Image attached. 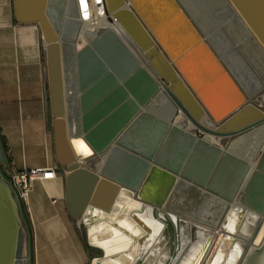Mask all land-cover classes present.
Returning a JSON list of instances; mask_svg holds the SVG:
<instances>
[{
  "label": "water",
  "instance_id": "1",
  "mask_svg": "<svg viewBox=\"0 0 264 264\" xmlns=\"http://www.w3.org/2000/svg\"><path fill=\"white\" fill-rule=\"evenodd\" d=\"M139 1L103 0L109 14L108 20L158 82L163 83V88L194 130L211 133L219 139L227 138V146L237 134L264 122V107L252 100H243L236 90L231 96L228 93L225 95L227 104H223L217 116L208 115L209 110L197 88L156 35L155 24H166L170 17L159 16L155 12L150 14L152 11L149 7L145 10L139 8ZM228 1L264 48V0ZM12 2L14 18L19 22L37 23L45 43L54 158L65 171L64 201L67 209L83 227L86 244L99 251L90 258L89 264H208L217 251L225 256L230 244L238 239L237 234H230L233 238L225 236L224 231L215 225L188 218L169 208L171 202L179 198L185 181L216 194L225 204L236 197L238 203L232 206V210L238 217L237 226L248 212L255 213L250 234L239 241L241 251L235 264H264V188L260 189L264 183V151L251 168L246 159L232 151L209 143L204 136L199 137L189 129L180 128L152 114L146 108L152 92L150 85L140 94L138 89L131 94L124 87L130 80L136 84L141 69L125 47L121 49L123 55L118 59L122 67L120 71L117 70L119 77L125 74L124 78H117L103 65L106 71L88 87L84 88L80 78L77 84L70 85L65 74L64 45L70 43L76 51V76L79 77L83 68L81 53L96 46L102 34L109 30L100 27L90 33L79 31L74 0ZM186 31L193 33L196 39L200 38L189 22L177 29L175 34ZM112 41L116 45V39ZM118 46L111 47L115 51L120 50V44ZM99 51L106 57L104 52ZM108 62L113 69L118 64L109 59ZM108 86H112L110 90L89 107L86 106L85 100L91 90L97 89L98 95ZM228 87L231 88L230 83ZM117 90H123L125 98L113 110L121 105L126 106V102L130 104L122 108L117 119L102 135H98L94 133L95 128L106 120L108 114L93 125H90L88 115L104 101H110L109 105H112L111 94ZM71 98H76L75 108H72ZM140 117L153 124L158 131L159 138L152 156L133 152L121 143L124 134ZM206 119L215 122L214 128L203 124ZM169 138L174 141L179 139L184 148L189 149L191 162L194 165L197 163L196 168H202L203 175L192 178L194 172L191 169L178 170V165L156 158ZM74 141L81 142L79 150ZM114 150L123 152L130 161L127 170L121 169L112 175V168L107 164ZM104 152H107L105 170L86 164ZM231 165H235V170L230 182L225 192H218V184L213 176L218 174L217 170ZM9 169L0 136V264H32L30 225L15 187L9 182ZM256 193H261L262 198L256 200ZM146 214L161 226L159 231L154 233L149 230L144 221ZM122 222L128 224L131 231ZM116 237L124 238L125 243L129 242L128 246L110 251ZM193 249L198 250L194 255Z\"/></svg>",
  "mask_w": 264,
  "mask_h": 264
},
{
  "label": "bare ground",
  "instance_id": "2",
  "mask_svg": "<svg viewBox=\"0 0 264 264\" xmlns=\"http://www.w3.org/2000/svg\"><path fill=\"white\" fill-rule=\"evenodd\" d=\"M82 1L74 0L79 31H88L90 33L91 31H96L98 27L109 30L106 33L111 38L108 46H105L107 48L104 50L112 48V45L117 48L120 44V50L118 48L113 51L117 54V58L120 59V56L123 55V48H127L138 61V66L141 68L135 84L139 90L138 93H142L148 85L152 87L146 108L149 110L154 102L162 104L161 111L152 114L180 128L192 129L193 125L183 116L182 111L171 99L162 84L158 82L138 55L130 48L113 23L108 20V17L91 19L85 15L86 11L84 10V18H82L80 13ZM138 5L143 10L149 7L152 11L150 14L155 12L156 15L170 17L166 24L161 25V22L157 23V25L155 24L156 35L160 42L170 50L173 60L177 61L181 71L189 77L197 88L209 110L207 112L208 115L217 116L222 111L223 104H227L226 99L228 98L225 95L228 93L231 96L230 94L233 93V90H236L243 97V100H252L256 103L264 104V93H262L264 91V48L261 47L228 0H140ZM187 21L193 26L200 38L196 39L193 33L189 31L184 34H175L177 29L188 23ZM113 33L115 38H113ZM112 39H116V45H114L115 43H113ZM63 51L69 65L67 66L69 84H77L79 78L83 81L84 69L80 70L79 77L76 76L75 49L68 43L64 45ZM90 52L97 67H101V70L103 65L109 68L97 51L90 48ZM82 54L80 60L82 66L84 64L86 68L92 62L87 57L83 59ZM103 71L105 72L106 70ZM147 77L151 81H148L149 78ZM97 79H94L93 82ZM229 83L231 88L228 87ZM212 85L214 86L212 87ZM76 102V98L70 99L72 108H75ZM203 124L209 128H214L215 126V122L212 119H206ZM203 135L204 139L209 143L212 142L213 144L219 141V137L211 133L203 132ZM74 144L78 150L82 146L81 142L74 141ZM78 145H81L80 148H78ZM221 147L232 151L240 158L246 159L252 168L255 165L254 156L256 152L264 149V122L237 134L228 142L227 146ZM100 155L101 158L95 165L97 168L105 170L107 152ZM183 185L186 188L183 191L189 190L190 196L192 195L199 199L200 197H207L215 202L211 207V214L202 223L215 225L219 230L224 231L223 234L225 236H231L232 238L234 236L230 234H237L238 236V239L236 238L230 244L225 256L224 253L217 251L208 264H235L241 251L239 241L250 234L255 220V213L248 212L241 219L239 226H237L238 217L232 210V206L238 203L236 197H233L231 201L225 204L216 195L189 182L185 181ZM169 208L179 213L181 211L178 205L170 204ZM144 221L151 232L155 233L161 228L147 214L144 215ZM122 224L131 231L128 224L124 222ZM94 238H97L95 233ZM113 240L114 245L110 251L121 250L123 247L128 246L129 243H125L124 238L119 237L113 238ZM105 249L107 250L108 248ZM197 251V249H193L192 255L196 254ZM181 264H188V262H182Z\"/></svg>",
  "mask_w": 264,
  "mask_h": 264
},
{
  "label": "crops",
  "instance_id": "3",
  "mask_svg": "<svg viewBox=\"0 0 264 264\" xmlns=\"http://www.w3.org/2000/svg\"><path fill=\"white\" fill-rule=\"evenodd\" d=\"M44 59L38 24L17 21L12 0H0V136L7 163L14 169L57 168L54 178L32 181L23 201L32 264H89L94 248L67 209L65 171L54 158Z\"/></svg>",
  "mask_w": 264,
  "mask_h": 264
},
{
  "label": "rangeland",
  "instance_id": "4",
  "mask_svg": "<svg viewBox=\"0 0 264 264\" xmlns=\"http://www.w3.org/2000/svg\"><path fill=\"white\" fill-rule=\"evenodd\" d=\"M111 36L108 33L102 34V36L99 38V40L96 42V46H92V48L99 53L101 58L105 61V63L109 66V69L113 74L116 75L117 78H124L125 74L122 75L121 77L118 76L117 70L120 71L122 67V63L118 60L117 54L113 52L114 50L112 48H109L107 50H104L105 46H108V42L110 40ZM104 43V44H103ZM101 52H104L106 57L102 56L99 50H102ZM83 59H89L92 63L88 64V66H84V78H83V85L84 88L88 87L94 79L99 78L103 73V69L101 70V67H97L95 60L93 59V56L90 52V50H86L82 54ZM108 59L112 61V63L117 62V66L115 69H113L108 62ZM187 59V58H186ZM45 62V67H46V60L44 59ZM88 62V60H86ZM87 64V63H86ZM67 64L66 58L64 61V67H65V74L68 77V72H67ZM160 83L163 86V83L160 81ZM106 85V84H105ZM214 85H212L213 87ZM112 86H108L105 89L101 91L97 95L96 90H91L86 97V102H87V107H89L93 102L98 100L100 97L103 96L105 92L111 89ZM125 89L128 90L131 94L132 91L136 90L137 92V87L135 86V83L133 80H130L127 85H124ZM264 93V91H262ZM261 93V94H262ZM124 92L123 90H117L113 94H111V102L112 105L110 104V101H104L101 103L97 108L93 109L90 114L88 115L90 125L96 124L104 115H107L106 120L100 122L96 128L94 133H98V135H102L103 132L105 131L106 128L109 127L114 121L117 119V116L120 114L122 108L126 107L127 105L130 104V102H126V106H120V108L115 109L118 107L122 101L124 100ZM255 102V101H254ZM262 107H264V104L259 103ZM109 105V106H108ZM162 104H158L157 102H154L149 109L150 112L155 113L158 111H161ZM120 109V110H119ZM113 110L112 113H110ZM110 113V114H109ZM184 116V114H183ZM192 132H195V134L199 137L204 136L203 132L196 131L193 128L189 129ZM158 131L156 130V127L148 122L145 118L140 117L136 122H134L131 126V128L124 134L123 139L121 140V143H123L125 146L129 148V150L133 152H140L149 156H152L153 153L156 150L157 146V139H158ZM227 138H221L219 139L218 143H213L221 146H225ZM212 143V142H211ZM246 147V146H245ZM189 149H185L184 146L180 143V140L174 141L171 140L170 138L165 141L163 146L161 147L160 151L158 152L156 158L158 160H165L166 163L169 164H175L176 166L178 165V170L180 169H185L189 168L191 169L194 174H192V178H195L196 175H203L201 172L202 168H196L197 163H192L190 159V151ZM264 151V149H261L256 152L254 156V162L256 163L258 159L260 158V155ZM101 158V155L98 154L94 158H91L86 162V164L94 168L95 163ZM129 161L130 159L128 156H126L123 152L119 150H114L111 159L109 160L107 167L111 166L112 168V175L118 173L121 169L127 170L129 167ZM174 162V163H172ZM235 170V165H231L228 168H222L221 170H217L218 174H215L213 176V179H216V183L218 184V192H225V189L227 188L229 182H230V177L233 175V172ZM206 180L207 177H204ZM264 188V183L261 184L260 189ZM186 189L184 185H182L180 189V194L179 198L175 200L174 202H171L172 205H178L180 208V213L183 215H186L188 218H192L195 220H198L200 222H205V219L211 214V207L215 204L213 200L207 197H193L192 195L190 196L189 190H184ZM203 189V188H202ZM212 194V193H211ZM216 195V194H213ZM256 200H259L262 198L261 193H256L255 197ZM246 199H249L248 197ZM248 201V200H247ZM256 210V209H255ZM204 220V221H203ZM82 229V234L84 235L83 227L81 226ZM98 251L95 249L90 250V256H93L97 254Z\"/></svg>",
  "mask_w": 264,
  "mask_h": 264
},
{
  "label": "built area",
  "instance_id": "5",
  "mask_svg": "<svg viewBox=\"0 0 264 264\" xmlns=\"http://www.w3.org/2000/svg\"><path fill=\"white\" fill-rule=\"evenodd\" d=\"M80 13L82 18H84L83 11L85 10V15L89 16L91 19L108 17L106 12V7L103 0H83L80 4ZM99 28V27H98ZM42 46L45 49V43L42 39ZM259 104V103H257ZM260 105V104H259ZM9 182L15 187L18 200L20 205L26 198L27 192L30 188V184L34 180H42L48 178H54L57 174L56 166L45 167V168H22L14 169L10 167ZM77 226L80 227L79 223L76 222Z\"/></svg>",
  "mask_w": 264,
  "mask_h": 264
},
{
  "label": "trees",
  "instance_id": "6",
  "mask_svg": "<svg viewBox=\"0 0 264 264\" xmlns=\"http://www.w3.org/2000/svg\"><path fill=\"white\" fill-rule=\"evenodd\" d=\"M2 145H3L4 151L7 152L5 141H4L3 138H2ZM7 159H8V157H7ZM21 208H22V211L24 212V214L27 217V211H26V208H25V206L23 204H21Z\"/></svg>",
  "mask_w": 264,
  "mask_h": 264
}]
</instances>
